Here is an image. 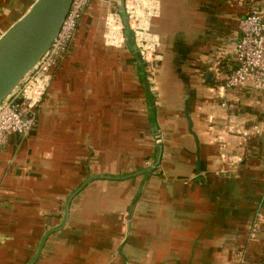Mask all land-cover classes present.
<instances>
[{
	"label": "crops",
	"instance_id": "1",
	"mask_svg": "<svg viewBox=\"0 0 264 264\" xmlns=\"http://www.w3.org/2000/svg\"><path fill=\"white\" fill-rule=\"evenodd\" d=\"M155 1L153 98L92 0L35 125L0 146V264H264V88L222 86L248 6Z\"/></svg>",
	"mask_w": 264,
	"mask_h": 264
},
{
	"label": "built area",
	"instance_id": "2",
	"mask_svg": "<svg viewBox=\"0 0 264 264\" xmlns=\"http://www.w3.org/2000/svg\"><path fill=\"white\" fill-rule=\"evenodd\" d=\"M239 1L248 6V11L239 19L238 36L234 42V66L222 86L226 89H243L251 83L253 88L263 89L264 10L250 4L254 0ZM90 2L91 0L71 1L56 38L39 60L35 71L26 76L11 96L0 104V146L6 142L8 134L26 136L35 125L36 114L50 86L53 71L68 52ZM124 8L142 59L146 63L159 61L161 57L155 52L157 37L149 30L150 20L159 12L158 3L155 0H124ZM109 16L114 19L111 25L108 22ZM108 17L105 23V41L109 45L121 46L124 34L120 15L116 12L108 14Z\"/></svg>",
	"mask_w": 264,
	"mask_h": 264
},
{
	"label": "water",
	"instance_id": "3",
	"mask_svg": "<svg viewBox=\"0 0 264 264\" xmlns=\"http://www.w3.org/2000/svg\"><path fill=\"white\" fill-rule=\"evenodd\" d=\"M72 0H0V14L6 11H24L0 34V104L8 99L13 91L18 88L23 79L32 74L39 60L48 51L57 36L63 20L68 12ZM119 1V13L123 25L124 41L127 48L137 60L142 76V83L151 98V86L144 76V63L140 52L133 42L129 27L124 0ZM5 15V14H4ZM210 75H207V80ZM185 117L188 130L197 143L196 135L191 131L192 122L188 115V100L185 99ZM156 145L159 147L160 139L155 136ZM156 154L154 163L158 161ZM150 168L144 173H148Z\"/></svg>",
	"mask_w": 264,
	"mask_h": 264
},
{
	"label": "rangeland",
	"instance_id": "4",
	"mask_svg": "<svg viewBox=\"0 0 264 264\" xmlns=\"http://www.w3.org/2000/svg\"><path fill=\"white\" fill-rule=\"evenodd\" d=\"M30 1L31 0H29L28 3H30ZM91 2H92V0H91ZM91 2H90V4H91ZM118 3H119L118 0H104V2L102 3L104 5L103 11L99 10L98 13H94L95 16H93L92 18L95 20V23L93 25H91V29H95V31L96 30L100 31V33L102 35V43L104 45H107L108 47L114 48V49L117 48V46L109 45V43H107L105 41L104 34H105V29H106L105 28V23H106V18L108 17V14H114V13L117 12L120 15V13H119V4ZM24 7L25 6L22 7V10H18L17 12L15 11L14 13L11 12V11H6V12H4L5 15L4 14H0V34L8 27L9 24H11L16 18H18L21 15V13L26 8V7L25 8ZM120 18H121V15H120ZM133 42H134V39H133ZM134 44H135V42H134ZM121 47L122 48L127 47L125 41L121 44ZM157 48H158V46H156V49H155L156 53H157ZM136 49L139 52V49L137 47H136ZM161 61H162V59H160L159 61H153L152 63H146L143 60L144 69H145L144 76L146 77V79H147V81L149 83L148 86L149 85L151 86V92L153 94L155 93V90H156L154 88L156 86H158V82H159L158 81L159 64H160ZM148 65H150V66H148ZM192 85H193V83H192Z\"/></svg>",
	"mask_w": 264,
	"mask_h": 264
},
{
	"label": "bare ground",
	"instance_id": "5",
	"mask_svg": "<svg viewBox=\"0 0 264 264\" xmlns=\"http://www.w3.org/2000/svg\"><path fill=\"white\" fill-rule=\"evenodd\" d=\"M114 21V19L112 18V17H108V22H109V24L111 25V23Z\"/></svg>",
	"mask_w": 264,
	"mask_h": 264
},
{
	"label": "trees",
	"instance_id": "6",
	"mask_svg": "<svg viewBox=\"0 0 264 264\" xmlns=\"http://www.w3.org/2000/svg\"><path fill=\"white\" fill-rule=\"evenodd\" d=\"M210 85H213L212 83Z\"/></svg>",
	"mask_w": 264,
	"mask_h": 264
}]
</instances>
